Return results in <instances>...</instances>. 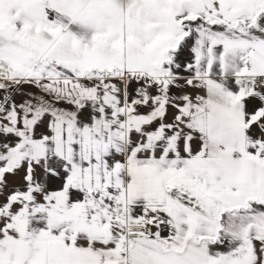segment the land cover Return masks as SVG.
Returning <instances> with one entry per match:
<instances>
[{
    "label": "snow or ice",
    "instance_id": "obj_1",
    "mask_svg": "<svg viewBox=\"0 0 264 264\" xmlns=\"http://www.w3.org/2000/svg\"><path fill=\"white\" fill-rule=\"evenodd\" d=\"M0 264H264V0H0Z\"/></svg>",
    "mask_w": 264,
    "mask_h": 264
}]
</instances>
